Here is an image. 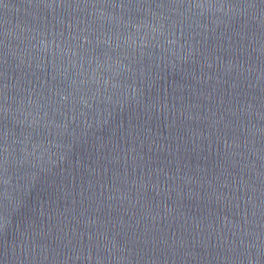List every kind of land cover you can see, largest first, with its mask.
I'll return each instance as SVG.
<instances>
[{
    "label": "water",
    "instance_id": "obj_1",
    "mask_svg": "<svg viewBox=\"0 0 264 264\" xmlns=\"http://www.w3.org/2000/svg\"><path fill=\"white\" fill-rule=\"evenodd\" d=\"M0 264H264V0H0Z\"/></svg>",
    "mask_w": 264,
    "mask_h": 264
}]
</instances>
